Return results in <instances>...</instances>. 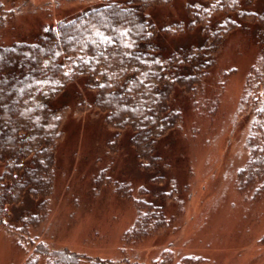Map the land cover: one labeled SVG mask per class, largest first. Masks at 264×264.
I'll return each instance as SVG.
<instances>
[{
	"label": "trees",
	"instance_id": "trees-1",
	"mask_svg": "<svg viewBox=\"0 0 264 264\" xmlns=\"http://www.w3.org/2000/svg\"><path fill=\"white\" fill-rule=\"evenodd\" d=\"M67 1L84 7L41 24L45 3L52 16ZM232 32L253 47L238 101L249 117L247 157L235 184L256 196L264 193V0H0V128L9 123L0 134V228L32 248L24 264H117L38 237L63 164L83 157L69 143L82 126L97 140L83 157L88 187L134 206L122 241L170 225L182 190L170 172L218 109L229 70L215 63ZM116 165L143 179L133 185ZM148 264L208 263L166 247Z\"/></svg>",
	"mask_w": 264,
	"mask_h": 264
},
{
	"label": "rangeland",
	"instance_id": "rangeland-1",
	"mask_svg": "<svg viewBox=\"0 0 264 264\" xmlns=\"http://www.w3.org/2000/svg\"><path fill=\"white\" fill-rule=\"evenodd\" d=\"M50 2L42 6L40 22L45 26L84 7L77 1H67L58 15L51 16L47 11L53 9ZM35 22L31 18L27 23ZM252 49L238 32H232L218 50L216 67L229 70L219 106L205 124L203 140L193 143L184 152L182 164L170 172L182 190L179 200L170 207L167 218L171 222L163 232L139 243L122 241L123 232L134 219V206L108 188L101 187L93 194L88 187L87 170L92 168L83 157L97 140L93 141L94 130L82 126L69 143L76 141L78 154L83 157L69 170L63 164L65 174L60 173L54 184L39 239L52 247H68L85 256L113 259L117 264H148L166 247L177 255L199 256L208 264H264V193H243L235 184L237 170L247 157L244 139L249 117L238 101L253 58ZM7 124L0 128V134L7 130ZM115 172H122L133 185L143 179L129 165L122 170L116 165ZM31 252L32 248L19 246L8 231L0 228V264H24Z\"/></svg>",
	"mask_w": 264,
	"mask_h": 264
}]
</instances>
